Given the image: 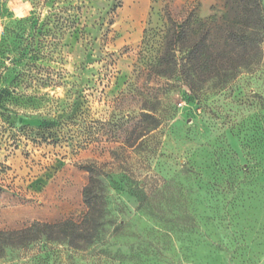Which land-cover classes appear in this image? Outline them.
Instances as JSON below:
<instances>
[{"label":"rangeland","instance_id":"1","mask_svg":"<svg viewBox=\"0 0 264 264\" xmlns=\"http://www.w3.org/2000/svg\"><path fill=\"white\" fill-rule=\"evenodd\" d=\"M242 16L239 0H0V230L81 220L90 165L107 221L80 249L42 240L0 264H264V41L256 64L211 70Z\"/></svg>","mask_w":264,"mask_h":264},{"label":"trees","instance_id":"2","mask_svg":"<svg viewBox=\"0 0 264 264\" xmlns=\"http://www.w3.org/2000/svg\"><path fill=\"white\" fill-rule=\"evenodd\" d=\"M239 1L242 20L238 24L228 25L227 33L231 46L225 57L213 60L211 70L214 76H226L229 71L236 72L241 67L252 66L259 61L261 43L264 41L262 1ZM188 48L190 50L191 46ZM198 49L196 47V51ZM141 122L146 123L147 128H156L159 125V120L150 113H143ZM85 168L90 173V180L83 189L84 203L87 207L83 218L81 220L68 218L54 223L35 222L18 230H0V257L8 249L30 247L42 240L65 245L70 249H80L100 238L107 223L104 188L100 178L104 170L96 165Z\"/></svg>","mask_w":264,"mask_h":264}]
</instances>
